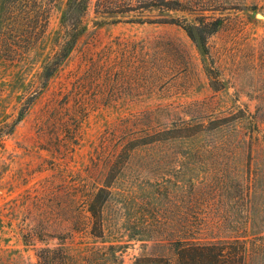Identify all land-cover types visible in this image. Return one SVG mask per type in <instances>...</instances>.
I'll return each instance as SVG.
<instances>
[{
	"label": "rangeland",
	"instance_id": "1",
	"mask_svg": "<svg viewBox=\"0 0 264 264\" xmlns=\"http://www.w3.org/2000/svg\"><path fill=\"white\" fill-rule=\"evenodd\" d=\"M176 1L92 0L46 81L66 0L38 41L0 18V264H185L182 237L264 264V0Z\"/></svg>",
	"mask_w": 264,
	"mask_h": 264
},
{
	"label": "trees",
	"instance_id": "2",
	"mask_svg": "<svg viewBox=\"0 0 264 264\" xmlns=\"http://www.w3.org/2000/svg\"><path fill=\"white\" fill-rule=\"evenodd\" d=\"M92 0H66L64 9L60 16V35L56 40L57 49L47 57L43 65V79L46 81L58 69L64 58L68 56L79 36L85 31L81 21ZM57 0H2L0 5V18L12 21L17 32L24 37L23 42L30 39L38 41L43 36L50 11ZM160 7L165 10H180L176 0L156 2L143 0H94L96 13H127L138 9ZM162 23L175 24L183 27L177 19L171 18ZM211 32L216 30L220 24L219 19L212 22ZM186 34L204 49L206 36H197L192 26L183 27ZM103 204V203H102ZM93 219V231L90 233L95 237L102 236L101 231V209H93L90 201L89 208ZM202 237L187 239L182 237L176 242V255L184 258L185 264H249L247 246L245 241L230 239L227 241L210 242L202 240ZM59 249L44 248L38 253L37 264H49V254Z\"/></svg>",
	"mask_w": 264,
	"mask_h": 264
}]
</instances>
